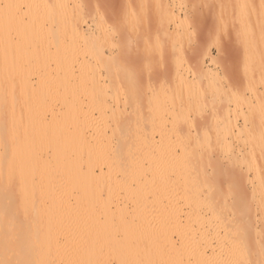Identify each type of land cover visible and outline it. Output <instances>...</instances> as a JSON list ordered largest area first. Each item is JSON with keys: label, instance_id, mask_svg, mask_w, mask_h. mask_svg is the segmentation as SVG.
<instances>
[{"label": "bare ground", "instance_id": "obj_1", "mask_svg": "<svg viewBox=\"0 0 264 264\" xmlns=\"http://www.w3.org/2000/svg\"><path fill=\"white\" fill-rule=\"evenodd\" d=\"M1 1L0 264H187V256L190 264H239L223 241L221 257L206 253L212 208L192 216L216 194L209 188L220 177L203 165L218 158L172 127L159 142L140 138L129 149L125 125L113 118L118 104L113 110L71 82L75 61L61 43L38 38L60 26L59 11L56 19L46 7L38 20L43 2ZM10 28L21 36L16 44ZM249 159L263 183L264 152Z\"/></svg>", "mask_w": 264, "mask_h": 264}, {"label": "rangeland", "instance_id": "obj_2", "mask_svg": "<svg viewBox=\"0 0 264 264\" xmlns=\"http://www.w3.org/2000/svg\"><path fill=\"white\" fill-rule=\"evenodd\" d=\"M37 1L44 8L38 20L47 7L51 17L59 11L61 23L38 38L61 43L75 61L71 82L113 110L118 104L113 118L125 125L129 149L140 138L159 142L172 127L198 141L194 150L218 158L203 165L220 177L210 183L216 194L192 212L201 219L210 206L215 214L206 253L221 257L223 241L235 247L239 264H264V174L260 183L249 159L264 152V0ZM8 37L21 39L14 28ZM30 82L36 85V75Z\"/></svg>", "mask_w": 264, "mask_h": 264}]
</instances>
